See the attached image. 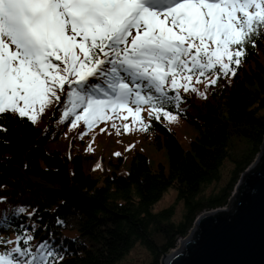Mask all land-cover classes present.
<instances>
[{
  "label": "trees",
  "instance_id": "16d2710c",
  "mask_svg": "<svg viewBox=\"0 0 264 264\" xmlns=\"http://www.w3.org/2000/svg\"><path fill=\"white\" fill-rule=\"evenodd\" d=\"M246 52L236 74L222 76L215 86L206 88L203 77L204 83L195 84L194 77L203 95L181 89L179 107L165 106L177 116L174 122L148 115L147 131L130 119L97 123L105 126L95 134L102 152L84 150L88 130L82 122L76 128L70 124L74 117L60 122L63 103L46 110L36 124L0 115V252L9 249L8 238L31 234L27 247L47 240L63 256L58 264H117L135 245L148 253L145 264H161V256L177 247L197 215L227 204L240 174L260 151L264 35ZM91 83L110 91L105 78ZM96 95L103 98L102 92ZM62 99L67 101L66 94ZM235 142L243 143L236 154ZM97 156L100 163L92 167ZM226 160L232 164L227 183L205 193L219 181ZM170 187L182 203L178 219L174 204L154 210ZM73 225V235L63 234ZM19 243L25 246L22 239Z\"/></svg>",
  "mask_w": 264,
  "mask_h": 264
},
{
  "label": "snow or ice",
  "instance_id": "6c2138e0",
  "mask_svg": "<svg viewBox=\"0 0 264 264\" xmlns=\"http://www.w3.org/2000/svg\"><path fill=\"white\" fill-rule=\"evenodd\" d=\"M261 35L264 0H0V115L36 124L63 103L61 123L71 116V128L91 129L119 109L147 131L144 105L151 119L174 122L165 106L179 107L180 90L203 95L194 77L207 88L235 75ZM98 78L110 91L91 83ZM32 240L6 241L16 246L0 252V264L63 259L47 240L27 247Z\"/></svg>",
  "mask_w": 264,
  "mask_h": 264
},
{
  "label": "water",
  "instance_id": "95a60500",
  "mask_svg": "<svg viewBox=\"0 0 264 264\" xmlns=\"http://www.w3.org/2000/svg\"><path fill=\"white\" fill-rule=\"evenodd\" d=\"M230 204L197 215L161 264H264V138L235 183Z\"/></svg>",
  "mask_w": 264,
  "mask_h": 264
},
{
  "label": "rangeland",
  "instance_id": "374dc122",
  "mask_svg": "<svg viewBox=\"0 0 264 264\" xmlns=\"http://www.w3.org/2000/svg\"><path fill=\"white\" fill-rule=\"evenodd\" d=\"M151 109H149L148 107H144L143 106V110H142V117H143V120L145 121L148 117V113ZM110 115V119H113V117L115 118H118V119H122L124 116H128V119L132 120V117L131 115H129L126 111H123V110H115V111H112L109 113ZM107 120V121H109ZM124 120V119H122ZM105 121V122H107ZM129 121V120H128ZM127 123V121L125 122ZM88 131V139H87V142H86V147L84 148L85 151H89L90 149L94 150V152H102L100 147H98L97 143H96V139H95V134L97 133L98 129H103L105 126H96L94 125L91 129H89L87 126L83 125ZM172 127L176 126L177 127V123H172L171 124ZM175 127V128H176ZM186 137L184 138H181V139H184L185 140ZM100 144V143H99ZM132 142L129 143V145H131ZM127 147H129L127 145ZM240 147H243V143L242 142H235V150H234V153L236 154L237 149H240ZM106 153L104 152V155ZM257 159V155L256 157L254 158L253 162ZM100 163V156H97L96 159L94 160V162L92 163V167H96L98 164ZM251 163V164H252ZM250 164V165H251ZM102 165H104V163H102ZM231 161L229 160H226L222 167H221V176H220V179L217 183H212L210 185H208L207 187H205L204 189V192L205 193H209L210 191H212L213 189H216L218 186L220 185H224L227 183V179H228V173H229V169L231 167ZM242 174V173H241ZM240 174V176H241ZM239 176V178H240ZM238 178V179H239ZM238 181V180H237ZM175 190L174 188L170 187L168 188L166 191H164V193L162 194L161 198L159 199L158 202L155 203L154 205V210H158L162 207H165V206H168L170 204H174L175 205V215L174 217L176 219H178L180 217V214H181V210H182V203L180 201H176V197H175ZM230 196H236L235 194V186L230 194ZM230 196L228 198V202L226 205H229L230 204ZM225 205V206H226ZM76 231V228L75 226H71L70 228H63L62 229V232L63 234H67V235H73ZM14 236L11 237V238H8V241H13L15 242L16 240H14ZM179 240L177 241V247L179 245ZM9 245V249H7V251L11 250L12 247L16 246L15 243H8ZM27 246V245H26ZM148 253L146 252V250L141 247L140 245H135L130 251L129 253L122 259L120 260L117 264H145L146 261L148 260Z\"/></svg>",
  "mask_w": 264,
  "mask_h": 264
}]
</instances>
